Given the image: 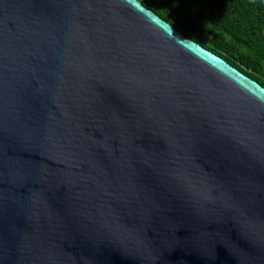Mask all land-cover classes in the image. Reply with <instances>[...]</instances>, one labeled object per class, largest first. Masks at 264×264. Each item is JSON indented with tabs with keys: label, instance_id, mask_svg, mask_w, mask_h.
Listing matches in <instances>:
<instances>
[{
	"label": "water",
	"instance_id": "1",
	"mask_svg": "<svg viewBox=\"0 0 264 264\" xmlns=\"http://www.w3.org/2000/svg\"><path fill=\"white\" fill-rule=\"evenodd\" d=\"M0 264H264V87L137 0H0Z\"/></svg>",
	"mask_w": 264,
	"mask_h": 264
},
{
	"label": "trees",
	"instance_id": "2",
	"mask_svg": "<svg viewBox=\"0 0 264 264\" xmlns=\"http://www.w3.org/2000/svg\"><path fill=\"white\" fill-rule=\"evenodd\" d=\"M264 87V0H137Z\"/></svg>",
	"mask_w": 264,
	"mask_h": 264
}]
</instances>
